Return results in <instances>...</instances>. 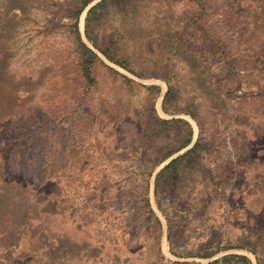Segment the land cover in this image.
Instances as JSON below:
<instances>
[{
  "label": "rangeland",
  "instance_id": "obj_1",
  "mask_svg": "<svg viewBox=\"0 0 264 264\" xmlns=\"http://www.w3.org/2000/svg\"><path fill=\"white\" fill-rule=\"evenodd\" d=\"M20 1L0 0V153L50 202L34 221L39 250L17 264H234L228 254L264 264V44L243 42L250 10L107 2L99 41L116 46L120 65L85 37L93 0L78 18L100 58L89 65L62 25L71 0ZM167 82L178 97L164 105ZM156 117L187 121L191 142L178 149L183 123ZM198 136L199 156L156 186Z\"/></svg>",
  "mask_w": 264,
  "mask_h": 264
},
{
  "label": "trees",
  "instance_id": "obj_2",
  "mask_svg": "<svg viewBox=\"0 0 264 264\" xmlns=\"http://www.w3.org/2000/svg\"><path fill=\"white\" fill-rule=\"evenodd\" d=\"M31 0H21L19 2L20 6L28 7ZM93 0H71L65 8V13L62 16V25L68 26V28L74 29V35L77 39L79 46L83 50L84 55H86V63L92 64L94 61H100L98 54L89 48L82 40L80 32L78 29V18L81 12L92 2ZM133 0H99L95 4L91 5L85 15L84 23V34L88 41L102 53L108 60L123 65L120 60L115 58L117 54V48L115 45L109 46L107 42H100V31L101 19L103 17L101 9L110 2L112 4H128ZM235 4V9L237 12H242V10H250L251 14L243 16L247 24H244L243 38L244 43L251 45L254 42L253 38L257 37V41L264 44V0H249L246 4L244 1L243 9H241V2ZM206 6V4H205ZM198 7L201 10L204 9V3L199 2ZM258 24H260L258 26ZM61 25V24H60ZM263 27V30L261 29ZM1 54V51H0ZM2 56V55H1ZM233 60H230V63ZM3 60L0 59V68H4ZM124 67H127L124 65ZM107 68L121 75L126 79V76L120 74L118 71L107 66ZM84 75L91 83L94 78L90 75L89 69H83ZM2 84L0 82V90ZM156 86H150L149 89H156ZM177 94H175L174 86L167 82V89L163 96V104L167 105L170 101L177 99ZM194 118L199 125L197 119V114L194 110L190 109L186 112ZM155 120L159 124H166L172 122H181L184 125V135L182 136V144L178 149L187 146L192 139V129L187 121L181 119H171L164 120L158 117ZM177 149V150H178ZM168 152L165 158L171 155ZM201 153L200 149V137L198 136L192 147L187 149L182 154H179L175 158L171 159L156 175L155 185L159 181L160 176L164 171L168 170L171 166L175 164H180L181 162H192ZM20 163L23 167H27L29 160L21 157ZM50 200H45L41 197L38 191V185L28 176L20 172L17 165L14 163L13 158L3 157L0 153V257H4L3 260L10 259L13 253H18L14 260H11L9 264H17L21 261L23 254L29 257L30 254L36 255L40 248V236L38 234V226L35 224L36 215L38 214V209L43 207V204H49ZM26 243L24 246H20L21 242ZM22 254V255H21ZM28 259V258H26ZM225 262H233L234 264H249V259L245 255L240 254H228L222 256ZM7 262L4 261V264ZM0 264H3L0 262ZM258 264H260L258 259Z\"/></svg>",
  "mask_w": 264,
  "mask_h": 264
},
{
  "label": "crops",
  "instance_id": "obj_3",
  "mask_svg": "<svg viewBox=\"0 0 264 264\" xmlns=\"http://www.w3.org/2000/svg\"><path fill=\"white\" fill-rule=\"evenodd\" d=\"M249 262H250V259H249Z\"/></svg>",
  "mask_w": 264,
  "mask_h": 264
}]
</instances>
